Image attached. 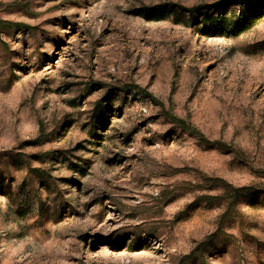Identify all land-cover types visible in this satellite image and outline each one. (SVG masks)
<instances>
[{
	"label": "rangeland",
	"instance_id": "obj_1",
	"mask_svg": "<svg viewBox=\"0 0 264 264\" xmlns=\"http://www.w3.org/2000/svg\"><path fill=\"white\" fill-rule=\"evenodd\" d=\"M0 264H264V0H0Z\"/></svg>",
	"mask_w": 264,
	"mask_h": 264
},
{
	"label": "trees",
	"instance_id": "obj_2",
	"mask_svg": "<svg viewBox=\"0 0 264 264\" xmlns=\"http://www.w3.org/2000/svg\"><path fill=\"white\" fill-rule=\"evenodd\" d=\"M242 3L244 4V1H242ZM148 10V13L145 16L146 19L148 20H152V17H151V11L149 9ZM162 12V11H160ZM242 12V15L241 17L238 19V21H235V23H233L232 25V28H230L229 24L226 23V21H220V26L221 28H223L224 30H232L233 33L236 35L240 32V29L244 24H247L244 29L246 28H249L250 26H252L259 18V14L260 12L259 11H254L252 9V7H249V6H246L244 5V7L242 8L241 10ZM160 14V13H159ZM216 23V22H215ZM243 30V29H241Z\"/></svg>",
	"mask_w": 264,
	"mask_h": 264
}]
</instances>
